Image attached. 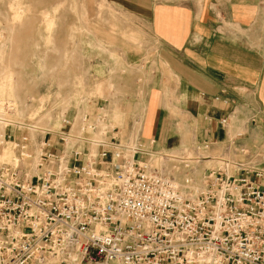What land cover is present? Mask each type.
<instances>
[{
    "label": "built area",
    "instance_id": "2783aa9c",
    "mask_svg": "<svg viewBox=\"0 0 264 264\" xmlns=\"http://www.w3.org/2000/svg\"><path fill=\"white\" fill-rule=\"evenodd\" d=\"M39 105L0 99V264H264V153L151 152L104 108Z\"/></svg>",
    "mask_w": 264,
    "mask_h": 264
},
{
    "label": "crops",
    "instance_id": "0c3cea01",
    "mask_svg": "<svg viewBox=\"0 0 264 264\" xmlns=\"http://www.w3.org/2000/svg\"><path fill=\"white\" fill-rule=\"evenodd\" d=\"M107 1L122 15L115 42L109 55L83 60L105 87L92 106L112 122L122 116V142L140 125L136 139L151 152L234 139L264 153L263 0ZM124 19L137 43L124 38Z\"/></svg>",
    "mask_w": 264,
    "mask_h": 264
},
{
    "label": "rangeland",
    "instance_id": "374dc122",
    "mask_svg": "<svg viewBox=\"0 0 264 264\" xmlns=\"http://www.w3.org/2000/svg\"><path fill=\"white\" fill-rule=\"evenodd\" d=\"M121 16L107 0H0V99L15 101L23 119L40 112L41 102L55 100L69 117L95 112L105 87L91 82L83 56L109 55ZM125 21L130 35L124 38L137 43V27ZM57 113L50 119L58 127ZM116 116L113 125L122 122Z\"/></svg>",
    "mask_w": 264,
    "mask_h": 264
},
{
    "label": "bare ground",
    "instance_id": "6f19581e",
    "mask_svg": "<svg viewBox=\"0 0 264 264\" xmlns=\"http://www.w3.org/2000/svg\"><path fill=\"white\" fill-rule=\"evenodd\" d=\"M1 135H3V132L1 133L0 132V136ZM10 156H11V154L9 153V152H7V151H4L3 153H2V157L4 158V159H10Z\"/></svg>",
    "mask_w": 264,
    "mask_h": 264
}]
</instances>
